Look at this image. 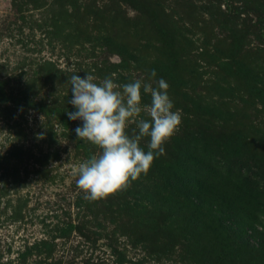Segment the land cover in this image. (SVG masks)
Masks as SVG:
<instances>
[{
    "label": "rangeland",
    "instance_id": "374dc122",
    "mask_svg": "<svg viewBox=\"0 0 264 264\" xmlns=\"http://www.w3.org/2000/svg\"><path fill=\"white\" fill-rule=\"evenodd\" d=\"M74 74L163 78L182 115L95 201ZM0 264H264V0H0Z\"/></svg>",
    "mask_w": 264,
    "mask_h": 264
},
{
    "label": "clouds",
    "instance_id": "9594fccd",
    "mask_svg": "<svg viewBox=\"0 0 264 264\" xmlns=\"http://www.w3.org/2000/svg\"><path fill=\"white\" fill-rule=\"evenodd\" d=\"M150 76H156L155 69ZM168 88L163 78L153 87L141 79L119 85L108 77L97 83L89 74L84 78L72 75V98L68 102L76 111L68 112V118L81 120L82 126L74 130L77 138L99 149L75 169L76 182L86 193L85 199L95 201L126 190L141 174H147L154 159L164 153L163 145L182 122L180 111H173ZM143 94H150V119L141 118ZM130 123L136 124L138 133L129 134ZM43 136L38 134V138ZM144 137L149 138L147 151L141 147Z\"/></svg>",
    "mask_w": 264,
    "mask_h": 264
}]
</instances>
